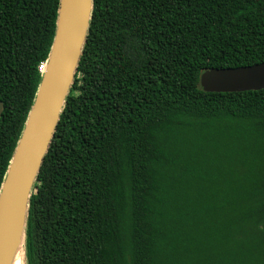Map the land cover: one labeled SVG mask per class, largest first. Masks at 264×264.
Listing matches in <instances>:
<instances>
[{"label":"trees","instance_id":"16d2710c","mask_svg":"<svg viewBox=\"0 0 264 264\" xmlns=\"http://www.w3.org/2000/svg\"><path fill=\"white\" fill-rule=\"evenodd\" d=\"M59 2L0 0V189ZM262 63L264 0H93L23 264H264V88L201 86Z\"/></svg>","mask_w":264,"mask_h":264},{"label":"water","instance_id":"95a60500","mask_svg":"<svg viewBox=\"0 0 264 264\" xmlns=\"http://www.w3.org/2000/svg\"><path fill=\"white\" fill-rule=\"evenodd\" d=\"M92 9L93 0L59 2L55 36L43 64L42 80L0 189V264H7L10 249L19 236L24 252L30 198L74 82ZM201 86L208 92L263 89L264 63L207 70L202 74ZM3 109L0 102V116Z\"/></svg>","mask_w":264,"mask_h":264},{"label":"bare ground","instance_id":"6f19581e","mask_svg":"<svg viewBox=\"0 0 264 264\" xmlns=\"http://www.w3.org/2000/svg\"><path fill=\"white\" fill-rule=\"evenodd\" d=\"M22 253H23L22 243L19 236L14 246L11 247L10 249L7 259V264H23Z\"/></svg>","mask_w":264,"mask_h":264},{"label":"built area","instance_id":"2783aa9c","mask_svg":"<svg viewBox=\"0 0 264 264\" xmlns=\"http://www.w3.org/2000/svg\"><path fill=\"white\" fill-rule=\"evenodd\" d=\"M43 67H44V66H43V64H42V65H41V71L43 70Z\"/></svg>","mask_w":264,"mask_h":264}]
</instances>
